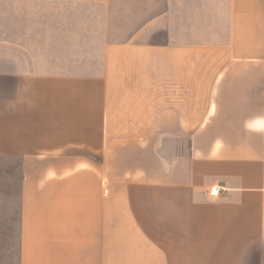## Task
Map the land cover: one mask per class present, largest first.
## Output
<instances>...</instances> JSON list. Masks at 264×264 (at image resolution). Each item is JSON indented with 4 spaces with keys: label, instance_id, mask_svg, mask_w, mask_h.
<instances>
[{
    "label": "crops",
    "instance_id": "obj_1",
    "mask_svg": "<svg viewBox=\"0 0 264 264\" xmlns=\"http://www.w3.org/2000/svg\"><path fill=\"white\" fill-rule=\"evenodd\" d=\"M251 22L238 0H0V264H264ZM126 166L161 223L112 187Z\"/></svg>",
    "mask_w": 264,
    "mask_h": 264
},
{
    "label": "rangeland",
    "instance_id": "obj_2",
    "mask_svg": "<svg viewBox=\"0 0 264 264\" xmlns=\"http://www.w3.org/2000/svg\"><path fill=\"white\" fill-rule=\"evenodd\" d=\"M239 8H242L243 14H248L252 17V22L250 23V30L253 37H260L261 43L264 39V0H238ZM254 42L258 43L259 40L254 39ZM262 46V45H261ZM119 122V127L122 125L125 128L123 130H128L130 125V120L123 118V120H117ZM123 142H130L131 135L129 133L119 136ZM135 137V136H134ZM157 138V136H156ZM190 143V136H188V149ZM130 153V152H127ZM157 169V165H156ZM141 168H132L131 166L126 167H108V176L113 180L112 187H117L122 190L130 198H132L133 208L138 215V218L143 223H161L162 216L152 213V206L154 201V196L161 197V188L158 190L148 189L141 183L134 181L133 175H136ZM114 180H116L114 182ZM157 185L161 186V179H157ZM161 202L156 201L155 206ZM0 203V208H1ZM1 210V209H0ZM158 210V209H157ZM150 233L155 236L156 239L161 240L162 230L157 227L155 230H151Z\"/></svg>",
    "mask_w": 264,
    "mask_h": 264
},
{
    "label": "built area",
    "instance_id": "obj_3",
    "mask_svg": "<svg viewBox=\"0 0 264 264\" xmlns=\"http://www.w3.org/2000/svg\"><path fill=\"white\" fill-rule=\"evenodd\" d=\"M221 189H222L221 187L216 186V187L212 188L209 193L212 197H216L221 192Z\"/></svg>",
    "mask_w": 264,
    "mask_h": 264
}]
</instances>
